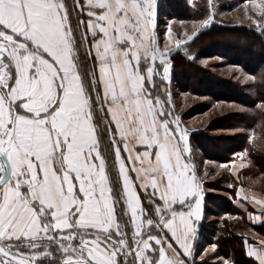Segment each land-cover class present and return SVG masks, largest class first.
<instances>
[{"label":"snow or ice","instance_id":"snow-or-ice-1","mask_svg":"<svg viewBox=\"0 0 264 264\" xmlns=\"http://www.w3.org/2000/svg\"><path fill=\"white\" fill-rule=\"evenodd\" d=\"M154 29L153 0H0V264H188L202 188Z\"/></svg>","mask_w":264,"mask_h":264},{"label":"trees","instance_id":"trees-1","mask_svg":"<svg viewBox=\"0 0 264 264\" xmlns=\"http://www.w3.org/2000/svg\"><path fill=\"white\" fill-rule=\"evenodd\" d=\"M175 2L176 16L188 18V6L182 0ZM193 45L196 51L192 52L197 56H220L226 64L239 66L243 74L238 78L227 77L193 62L180 52L173 57L176 69L174 81L183 91L192 90L210 99L209 103L197 105L198 111H206L217 102L238 107L220 113L194 130L190 140L209 161L226 163L237 154L247 152L249 166L242 170L239 180L246 186L256 181L255 188L264 192V110L258 107L264 102V32L253 24L212 22L201 30ZM188 71L190 78L183 82L182 75L188 74ZM209 198L205 196V201ZM215 198L221 200L218 207L232 216V219L224 220L221 230L219 243L222 254L235 264H244L248 259L244 248L246 236L242 233L248 229L264 231V227L249 223L231 199L224 196Z\"/></svg>","mask_w":264,"mask_h":264},{"label":"rangeland","instance_id":"rangeland-1","mask_svg":"<svg viewBox=\"0 0 264 264\" xmlns=\"http://www.w3.org/2000/svg\"><path fill=\"white\" fill-rule=\"evenodd\" d=\"M176 0H153L154 12H155V35L157 41L162 42L160 47H168L172 49L171 56L169 58L170 72L169 80L165 82L166 94L163 96L168 101L167 107L173 115L180 117V126L188 132V145L189 152L186 155L191 156V160L196 161L199 165L196 170L201 173V186L203 187L204 196H210L206 202V213L202 225L199 229L201 241L197 245V255L194 260L190 261L192 264H223L222 260L215 261L218 256H223L221 251V245L219 240L221 239V230L224 226L225 219H232L228 213L222 211L218 205L220 199L215 196H224L232 200L234 203V194L237 188L238 181L231 178L224 169V164L214 162H205L203 160L201 151L191 142V134L194 130L203 127L209 120L216 117L220 113L235 110L238 107L234 104H228L225 102L213 103L210 109L206 111H198L197 105L201 103H209L210 99L205 95H198L192 90L183 91L181 86L174 81L175 66L173 57L177 53H182L193 62L209 68L215 73H219L227 77H241L242 69L239 66H232L226 64V62L220 56H208L200 57L194 54L192 51H196V46L193 45V41L201 32L206 29L201 25L200 21L206 19L211 13L214 14L213 22L230 21L238 24H253L254 19H257L261 14L252 9L253 4H262L264 0H251L246 2H238L236 0H212V8L209 9L208 0H182L190 10L188 18L181 19L176 13ZM69 8L73 6V0H67ZM176 3V2H175ZM86 15V14H85ZM251 16L252 19L248 17ZM85 17H83L84 19ZM171 29V41L167 39L168 31ZM85 29L81 28L77 33L84 32ZM193 33H196L191 40L189 37ZM91 37H89V40ZM180 40L182 43L177 46L175 41ZM87 47V45H85ZM85 48H81V55L83 57ZM90 60V58H87ZM84 64L87 68L89 66L88 61ZM189 72V71H188ZM180 76V74H179ZM183 82L189 80L190 72L182 75ZM187 78V79H186ZM159 77H157V83H159ZM202 91V89H201ZM103 146V144H102ZM104 148H102V151ZM238 156V155H237ZM193 165V164H191ZM115 178V177H114ZM141 193V192H140ZM144 191L142 192L143 199ZM213 196V197H212ZM147 203L146 200L143 201ZM235 207V206H234ZM237 207V206H236ZM238 209V208H237ZM117 212H119V206H117ZM253 233V229H248L242 233L244 237ZM215 246V247H213ZM232 262V261H231Z\"/></svg>","mask_w":264,"mask_h":264},{"label":"crops","instance_id":"crops-1","mask_svg":"<svg viewBox=\"0 0 264 264\" xmlns=\"http://www.w3.org/2000/svg\"><path fill=\"white\" fill-rule=\"evenodd\" d=\"M82 2L86 3V0H82ZM83 17L84 20L87 19V16L84 15ZM81 51V49H80ZM89 60V59H87ZM87 60L85 59L84 61L87 62ZM89 63V66L92 65V61L91 59L88 61ZM102 148H104V146H101ZM138 149L140 151H143V147L141 146H138ZM124 155H127L126 153ZM185 157H186V161L189 162L190 164H193L196 168L199 166L197 165V162L196 161H192L191 160V156L190 154L189 155H186L185 153ZM203 160H206L205 158ZM205 162H208L205 161ZM209 162H214V161H209ZM243 162L245 164V167H248L249 166V160L247 158V155L245 157H240L239 155L236 156L233 160H231L230 162H226V163H222L224 164V169L225 171L228 173V175L233 178V179H236L238 181V184H237V188L235 190V194H234V203L233 205L238 208L239 210H241L249 223L253 224V225H256V226H259V227H264V224H261V223H257V222H253L250 217H249V213H258V209L257 207L251 202V200L249 201H245L242 199L244 193H248L249 196L251 197L252 194H255V196L257 198H264V192L261 191V190H258L257 188H255V185L257 184L256 181H253L252 185H249V186H246L244 184H242L239 180V176H240V173L242 172V170L244 168H239V164ZM219 163V162H218ZM197 171V170H196ZM131 175L133 176V178L135 177V173H131ZM197 175H198V178L201 181V173H199L197 171ZM202 188V192H201V195H202V207H201V219L199 222H197L194 227L196 229L195 231V235L194 237L190 240V244H191V248H192V255L190 257H185V259H187L188 261V264H192V260H194V257L197 255V245L198 243L201 241L200 239V234H199V229H200V226L202 225L203 223V220H204V217H205V213H206V202H205V196H204V193H203V187L201 186ZM240 189H244V192H241L240 194V197L237 196V192L240 190ZM151 189L149 188V191ZM144 190L143 189H138V192H141L140 194L142 195V192ZM261 238H264V231L262 230H253V233H249L248 235H246V237L244 238V248H245V254H246V251H247V248H246V244H245V241L248 240L249 242H256L258 241L259 239ZM182 252V250H180ZM247 256V254H246ZM223 259V260H222ZM247 262L244 263V264H256V262L254 261V259L250 258L247 256ZM215 261H220L222 260L223 264H225V262H227V264H235L230 258H227L226 256L223 257V256H218L217 258L214 259ZM232 261V262H231Z\"/></svg>","mask_w":264,"mask_h":264}]
</instances>
